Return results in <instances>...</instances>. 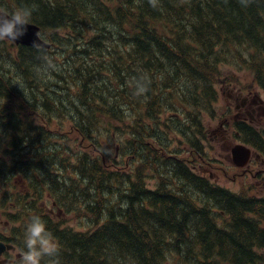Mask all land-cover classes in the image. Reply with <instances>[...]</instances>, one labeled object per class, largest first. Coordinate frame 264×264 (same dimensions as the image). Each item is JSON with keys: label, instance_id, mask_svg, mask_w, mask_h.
I'll return each mask as SVG.
<instances>
[{"label": "trees", "instance_id": "16d2710c", "mask_svg": "<svg viewBox=\"0 0 264 264\" xmlns=\"http://www.w3.org/2000/svg\"><path fill=\"white\" fill-rule=\"evenodd\" d=\"M25 6L52 46L0 60V154L37 158L49 197L106 215L92 233L56 227L52 262L264 264V198L219 188L184 158L209 161L203 119L222 66L250 72L264 90V0H0L1 11ZM235 127L244 143L264 147L261 132ZM147 155L162 156L150 159L154 189Z\"/></svg>", "mask_w": 264, "mask_h": 264}, {"label": "rangeland", "instance_id": "374dc122", "mask_svg": "<svg viewBox=\"0 0 264 264\" xmlns=\"http://www.w3.org/2000/svg\"><path fill=\"white\" fill-rule=\"evenodd\" d=\"M86 37L89 38L90 35L87 34ZM252 76L253 75H251L249 72L239 71L236 67L222 69V80L226 83H232H228L231 84V86L229 87L227 86L228 84L226 85V83H219L217 85V89L220 94L218 102L215 106L216 120L208 121V119H205V124L207 125L208 131V138L210 139V143H205V146H207L208 148L211 147L212 149L211 153L207 155V158H212L213 163L206 165L204 169H200V172L206 175L210 174L211 180L214 184H217L223 188H227L233 192H238L243 188L246 189L245 186H251L256 190V195L264 196V180H261L260 176L255 175L256 169L251 171L249 170L250 166L244 169H237L233 167L230 155V150L232 147L237 144H242L239 139L235 138L234 133V105L233 101L230 100V96L233 95L232 90L235 88H242L246 92L256 93L255 95L257 96V98L264 102V93L252 83ZM229 107L231 108L229 110L231 114L229 117H226V115L224 114L226 113ZM221 122H223V128L218 130V126ZM251 124L254 125L256 128L264 126V124ZM22 130L26 131L28 129L27 127H25ZM73 140L74 143H72V145H74V148H79L81 146L82 139L75 141V139L73 138ZM84 150L91 154L96 153V150L94 148H91L89 143L84 144ZM149 157L151 159L152 155H150ZM114 158H116L115 155ZM22 160H24L23 157L21 158V161ZM157 160L159 162V156H157ZM252 160H254V158ZM21 164L23 167L28 166V162L26 161L21 162ZM152 164L153 160H149L146 165V168L149 169L153 167ZM69 173V169L63 170V175L65 179H67ZM46 175H48L47 172ZM147 175H150V171L147 172ZM154 183L155 182L151 180L150 186H153ZM253 188H250V191L247 190L244 194L253 193L251 192ZM1 195L2 194H0V196ZM13 195L15 196V193H13ZM45 199H48L46 195H44V200ZM43 207L44 209L47 208L48 211L52 210V213L49 215L52 216V221H56L57 219L62 218L66 221V223L61 225L63 227L71 228L75 231H84L85 229L89 230V227L93 226L96 223L93 221L91 222V219L88 218L86 211L82 208V205L78 203L75 204L74 209L68 208V210L60 212L58 216H55V212L60 209H58L57 206H55L54 204H51L50 202H44ZM10 211H17V215L19 216V218L15 220V222L17 223L25 222L32 212V210L29 209V206L22 202L18 203L14 200L9 199L3 204H0V235L3 233L4 228H7L9 226V223L6 221L10 220V218L4 217V215Z\"/></svg>", "mask_w": 264, "mask_h": 264}, {"label": "clouds", "instance_id": "9594fccd", "mask_svg": "<svg viewBox=\"0 0 264 264\" xmlns=\"http://www.w3.org/2000/svg\"><path fill=\"white\" fill-rule=\"evenodd\" d=\"M33 9L19 7L13 11H0V40L14 42L30 25ZM147 78L136 82L138 93L147 91ZM23 247L19 249L17 264H42L45 257L54 258L58 255L59 245L52 233L47 229L46 222L40 215L33 214L25 225Z\"/></svg>", "mask_w": 264, "mask_h": 264}, {"label": "flooded vegetation", "instance_id": "af4514ba", "mask_svg": "<svg viewBox=\"0 0 264 264\" xmlns=\"http://www.w3.org/2000/svg\"><path fill=\"white\" fill-rule=\"evenodd\" d=\"M240 97V94H238V97L235 98V102H238V98ZM245 105V106H244ZM236 108H243L245 110L246 114L253 113L257 116V118H261L264 116V105L262 103H259V105H255V101L247 102L246 99H242L240 106H236ZM32 166H35V159L30 161ZM34 168L30 167L29 173L30 175L33 174ZM261 172L264 173V170H261ZM23 247V243L21 241H15L12 245L11 251H6L4 254L0 257V264H17V260L19 257V249Z\"/></svg>", "mask_w": 264, "mask_h": 264}, {"label": "water", "instance_id": "95a60500", "mask_svg": "<svg viewBox=\"0 0 264 264\" xmlns=\"http://www.w3.org/2000/svg\"><path fill=\"white\" fill-rule=\"evenodd\" d=\"M38 28L27 25L24 34L15 42L17 44L27 46H41L47 48L48 46L41 42L37 37ZM249 160V151L243 146H236L232 149V162L237 167H243Z\"/></svg>", "mask_w": 264, "mask_h": 264}, {"label": "bare ground", "instance_id": "6f19581e", "mask_svg": "<svg viewBox=\"0 0 264 264\" xmlns=\"http://www.w3.org/2000/svg\"><path fill=\"white\" fill-rule=\"evenodd\" d=\"M85 65V64H84Z\"/></svg>", "mask_w": 264, "mask_h": 264}]
</instances>
